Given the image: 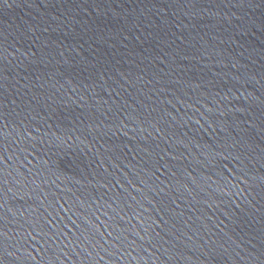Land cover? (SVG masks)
<instances>
[{"label": "water", "instance_id": "obj_1", "mask_svg": "<svg viewBox=\"0 0 264 264\" xmlns=\"http://www.w3.org/2000/svg\"><path fill=\"white\" fill-rule=\"evenodd\" d=\"M0 264H264V0H0Z\"/></svg>", "mask_w": 264, "mask_h": 264}]
</instances>
